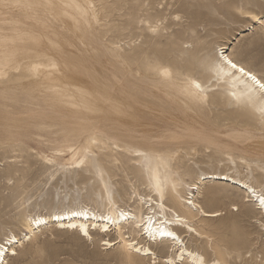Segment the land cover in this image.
<instances>
[{"label":"rangeland","instance_id":"rangeland-1","mask_svg":"<svg viewBox=\"0 0 264 264\" xmlns=\"http://www.w3.org/2000/svg\"><path fill=\"white\" fill-rule=\"evenodd\" d=\"M142 3L150 7L139 6ZM101 4L105 17L101 25L96 23L94 28H83L87 40L91 41L92 59H88V52L81 49L75 38L69 34L58 35L65 28L52 12H25L22 8L0 7V36L16 39L19 42V56H25L27 52L35 55L40 50L55 51L58 45L48 41L44 34L55 41L53 33H56L58 42L66 45H61V48L68 55L78 63L87 62L96 67L99 66L98 61H105L111 54L110 49L105 47L109 45L108 42L118 43L116 50L121 53L135 48L132 53L137 52L136 57L142 65L145 63L142 60L144 54L155 58L168 51L176 39L191 44L189 49L202 47L203 52L212 53L219 51L223 44L227 47V53L248 67L258 69L264 65V21L260 19L261 23L255 22L251 15L261 17L260 0H101ZM245 12L248 14L244 15ZM142 14L160 22L155 36L142 30ZM177 16L180 17L179 21L176 20ZM72 45L77 48L73 49ZM16 63L17 60L9 66H0V71L12 72L11 79H16L13 76L16 75ZM77 73L81 75L79 71ZM84 73L91 80V73L86 68ZM135 80L129 77L131 87L138 86L139 90L145 88V84H136ZM151 87L147 83V91ZM58 93L50 88H33L18 80L0 82V237L6 231L20 236L26 233L28 230L23 224V217L28 214L48 213L75 204L96 205L97 209L103 210L104 207L95 202L94 195L104 192V185L94 176L92 168L85 170L84 166L75 167L72 174H63L64 169L76 166L83 159L88 140L84 132L93 134L89 128L81 133L75 130L73 118L89 119L94 116L97 119L100 114H107L103 119L112 125L109 130L111 136L119 142L140 145L155 156L158 154L151 149L163 148L167 154L173 148L169 134L180 131L174 130L170 119L148 114V107L141 106L139 102L123 98L119 103L122 108L107 107L104 114L88 115L89 111L84 106L64 103L58 98ZM154 94L148 92V98ZM161 98V104L177 113L181 119L186 117V112L196 115L197 121L191 123L197 135L215 143L209 147L194 144L186 151L179 149L184 158L180 163L182 184L178 186L179 191L194 193L193 198L206 211L219 213L216 217H193L191 224L201 235L186 232L181 236L188 246L197 248L206 258L219 257L225 263L230 259L238 261V254L244 248L262 246L260 233L264 231L261 225L264 224L261 220L264 214L255 209L254 202L246 198L238 185L218 180L202 184L198 177L203 173L218 172L248 182L253 173L259 172L255 170L256 165L264 166V151L257 146L263 139V132L240 121L235 113H231V108L222 103L188 104L179 109L170 105L165 95ZM120 108L125 115L121 114L123 111ZM70 146L74 149L71 152L68 151ZM92 148L117 205L132 206V200L138 197V193L145 197L154 196L139 159L100 144ZM36 152L46 155L54 163H45ZM228 157L234 161H229ZM242 159L245 163L240 165ZM249 167L251 172L246 171ZM191 183L198 184L199 188H192ZM177 207L181 209L179 204ZM37 234L36 239L24 240L16 247V255L9 256L6 264H24L34 259L41 261V264H116L120 259L117 244L108 249L101 242L105 238L113 241V231L108 235L91 231L89 238L80 237L75 230H62L50 224ZM167 252L174 255L171 248ZM234 253L237 254L235 257ZM156 254L165 256L163 250H158ZM256 254L259 256V252ZM243 255L247 257V252H243ZM144 264H152V260L148 258ZM159 264L165 263L159 261Z\"/></svg>","mask_w":264,"mask_h":264},{"label":"bare ground","instance_id":"bare-ground-1","mask_svg":"<svg viewBox=\"0 0 264 264\" xmlns=\"http://www.w3.org/2000/svg\"><path fill=\"white\" fill-rule=\"evenodd\" d=\"M59 4L60 6L52 13L56 15L57 21L59 22V24H61L63 28H65V30H63V32H61L60 30V34L58 35L62 37L67 36V34H69L70 37L75 38L79 46H81V49H84L88 52V59H92L94 56L90 54L93 51L90 48L91 41L87 40V35L84 32L83 28L84 26L87 28H94V25L96 23L101 25L102 20L105 19V17L103 16L104 12L101 0H59ZM22 10L25 12L28 11V9L25 8H22ZM251 15L257 17V19H255V22L259 21L261 23L259 15ZM145 23H147V21ZM53 34L56 37L55 41L46 34H44V36L51 43L57 44L59 48H57L55 51L49 49L40 50L35 55H30V53L27 52L28 55L19 56V58L17 59L16 67L14 69L16 75H13L16 79L10 80H18L22 83H28L29 85H32L33 88L39 87L53 89L54 92H59L58 94L60 95V97L58 98H60L62 102L68 103L71 106L82 105L85 109H88V115L94 113L104 114L107 110V107H110L111 109L116 106L118 108V106L121 105L119 104L121 103L120 99L123 98H125L126 101L132 100L134 102H139L141 106L143 105L145 107H148V114L170 119L171 123L175 127L174 130H180L179 132H172L169 134V142H171L173 146L172 150L170 151L173 154H179V165L182 160H184L183 156L181 155L182 151H179L180 148L186 151V149L191 148L194 144H202L206 147H209L212 144L215 145L213 141L210 142L205 139L204 136L199 134L197 135V133L195 132L196 130L194 129V126L191 121H197L196 115L192 114L191 112H186L188 111L186 110V117L184 119H181L179 115H177V113L175 114L173 113V111H169L166 107L163 106V104H161V100H163V98H161L162 95H165L167 98H169L167 99V101L170 105H175L179 109H183L184 105L185 107H187L186 105L188 104H197L192 99V96L189 95V92H196L197 90L192 86L191 78L188 76V74L186 72L180 71V69L188 63L191 57L199 54L208 55L212 53L211 51L203 52L204 49H202V47H198L195 50L185 48L184 45L187 44V42L181 41L180 39H176L173 41V46H171L168 51L159 54V56L155 58L149 54H142V60H144L145 63L141 65L136 57L137 52L132 53L134 52L135 48L130 47V50L121 53L116 50V48L118 47V43L108 42L109 45L105 47L107 49H110L111 54L108 55L109 57H107L105 61L102 60L101 63L98 61L99 66L96 67L87 62L78 63L72 56L68 55L65 52V49L61 48V45L65 44L63 42V44L61 42H58L57 34ZM156 34L157 33H150L151 36H155ZM72 47L73 49L77 48V46L75 45H72ZM226 49L227 47L222 44L219 47V51L214 53L217 56L226 55L234 61H237L241 66L250 68L242 62L236 60L229 53H227ZM59 54H62L63 56ZM74 54L76 53L74 52ZM149 66H151L155 70L150 71ZM85 68L91 73V80H89L83 75L85 74ZM77 71H79L81 75L78 74ZM227 71L228 69L227 67H225L224 72ZM165 72L171 73V75H163L162 73ZM0 73L8 74L9 76L12 74V72L8 71H0ZM238 75L239 74H237V76ZM129 77L132 79L136 78V84H145V88L139 90L137 88V85V87H131L132 84L130 83L132 82H129ZM148 80L149 82H147ZM147 83L152 86L151 89H148V91ZM216 87L217 85L214 84L213 88ZM148 92H154L155 96L152 95L154 98L152 96H149L150 98H148ZM247 93L248 89L243 80L225 77L221 75L219 80V90L216 91L210 97L208 103L213 104L219 102L224 104L225 106H229L231 108V113H235L236 117L240 121L247 125L253 126L258 130H261L263 132V139L257 143V146L261 151H264V124H261L260 122V109L264 108V102L256 101L253 106L249 109H244L238 106L236 98L239 97L241 99H246ZM201 95H204V93H201ZM125 99L123 100L124 103ZM154 99H157L159 101H156ZM182 99L184 100L183 104L181 103V101H183ZM129 106L133 108L132 104L130 103ZM110 109L108 108V110ZM116 111L117 110H115V112ZM122 111L123 110H121V112ZM108 112L109 111H107V113ZM124 112L125 111H123V113L121 114H124ZM139 112L142 113V111ZM127 114L129 115L128 112ZM131 114L132 113H130V115ZM105 116H107V114H104L102 116L100 114L99 116H97V119H95L94 116L89 119H84L81 117L73 118V123L75 124L73 126L75 127V130H80V133L86 128L91 129L93 131V135H96L98 137L99 144L102 145V147L107 146L112 151L125 152L139 159L143 163L141 167V169L143 170V174L147 179H149L152 191L154 192L153 195L156 197L157 203L155 204V206L159 208V197L154 191L153 182L154 179L157 177H159L160 179L166 178V161L157 159V156L151 154L148 151H145V148L140 145L119 142L117 138L109 134V130L112 128V125H110L103 119ZM252 145L254 147V144ZM93 146L97 145H91L89 140H87L85 148H88V151L85 152L84 148L83 159L81 160L83 161V163L79 161L76 163V166H71L64 169L63 174H72V172H74L75 167L82 168L84 166L85 170H87V168H92L91 170L94 176L99 178L104 185V192H98L94 195L95 202L103 206V210L97 209L96 205L91 207L88 204H75L74 206H69L67 208L62 209H55L48 213H34L25 215V217H23V224L26 226L28 231L21 236L13 231H9L10 234L16 236L15 250L16 247L20 246L24 242V240L36 239L38 235L37 233H42V230L46 229L47 226H50V224H53L55 228H59L62 230H75L80 237L85 236L81 231L82 226L87 228L89 235L86 237L89 238H91V231L95 232V234L105 233V235H108V232L113 231V233L115 234L114 240L112 241L109 240V238H103L104 240L101 241L103 242L102 245H104V241L107 240L109 241V243L112 244V246L119 244L120 248H122L125 243L128 242V237L134 235V233L130 230L127 232L125 231V229L129 227L126 222L119 221L120 209H128V207H130L131 205L116 204L114 195L108 187V180L106 179V174L101 168L98 160L94 157V151L92 148ZM69 148L73 149V146H70ZM36 155L41 157L43 161L47 164H50L48 163V161L52 160L46 155H43L39 152H36ZM228 159L229 161H234V159L231 157H228ZM261 167L262 166L256 165L255 170L257 169L259 171ZM198 179V181H200L202 184H205L206 182L213 183L214 180L225 182L226 184H236L238 185V187L242 188L244 195L246 196L245 191L243 189V184L247 182L237 179L227 173L207 172L201 174V177L199 176ZM129 198L132 197L129 196ZM142 200L145 201L143 205L141 204ZM193 200L197 204L196 209H191L187 206H183L180 209L181 215L188 221V227H193V231L189 232L188 227H185L184 225H173V230L177 232V235L183 243L169 247L171 248V251L174 252L173 256L172 254L158 256L155 253V258L158 260V262L160 261L165 264H168V261H172L173 264H181V261L182 264H203L205 260H207V264H214V261L218 262V264H227L223 262L219 257L206 258V256L200 250L188 246L184 242V239L181 236L182 233L187 232L190 235L199 233V235H201V233L197 231L194 225L191 224V220L193 217L199 215L204 218L216 217L210 214L207 216L202 215L200 211L201 209L208 213H211L213 211H206L200 204L195 201L194 198ZM169 202L175 204L176 206H178V204L181 206L178 194L170 193ZM132 203L133 205L128 210L134 211L136 213V218L138 222L142 208L148 207L146 197L138 193V197L136 199H133ZM155 206L153 205L154 208ZM254 206L260 214H264V209H260L258 207V202H254ZM110 208L115 209V211H110ZM84 209H87L89 211V219L87 220L83 216L71 215L72 211H82ZM214 212L218 213V211ZM101 213H103L104 215L112 216L113 219L119 222L116 224L108 225V231L105 232L102 230L105 227V222L99 219ZM144 214L145 216L148 215L147 212H145ZM92 215H95L97 219L92 220ZM56 216H60L63 218L54 219L53 217ZM36 218L41 219L43 223H41L40 225H30L29 221ZM121 224H123V227H121ZM262 224L263 223H261V225ZM72 225H75V227H72ZM180 227H182L183 229H180ZM136 239L139 240L140 237L137 236ZM144 239L145 241H147V237H145ZM144 246L149 247V243L145 242ZM181 249H183V252L180 251ZM11 255L12 249L9 248V250L5 252L3 256H0V264H6L7 258ZM148 258L152 260L153 257L148 256L147 259Z\"/></svg>","mask_w":264,"mask_h":264},{"label":"snow or ice","instance_id":"snow-or-ice-1","mask_svg":"<svg viewBox=\"0 0 264 264\" xmlns=\"http://www.w3.org/2000/svg\"><path fill=\"white\" fill-rule=\"evenodd\" d=\"M60 6L59 0H0V7L6 8H25L30 11H35L40 13L41 11L45 13L53 12ZM130 6V5H127ZM144 8L150 7L146 3L139 5ZM260 6L262 8L260 19L264 21V0H260ZM247 15L248 13H243ZM252 19H257L256 16H252ZM176 20H180L177 16ZM142 30L147 33H156L159 30L160 22L155 21L150 16L142 14L140 17ZM147 21V23H145ZM185 48L191 47L190 45H184ZM19 42L8 36H0V66H9L13 64L19 58ZM227 67L228 71L224 72V68ZM149 70H155L149 66ZM182 72H186L191 78L192 86L197 90L196 92H189L192 99L197 104H207L210 97L219 90V80L221 75L225 77H230L234 79H241L244 81L248 93L246 99L236 98L238 106L249 109L253 106L256 101L264 102V65L257 68H246L241 66L237 61L229 58L226 55L217 56L215 53H210L208 55H195L191 57L188 63L180 69ZM163 75L170 76L171 73L165 72ZM237 74H239L237 76ZM11 77L8 74L0 73V82H6L10 80ZM217 85L213 88V85ZM204 93V95H201ZM260 122L264 124V108L260 109ZM91 145H99V139L96 135L90 134L89 132H84ZM68 151H73L69 148ZM88 148H85V152ZM148 151V149H145ZM151 151L157 155V159L166 161V178L160 179L159 177L154 179L153 188L156 195L159 197V208L153 207L157 203L156 197L149 195L146 197L148 204L147 208H142L139 216V221L137 222L136 213L128 209L121 208L119 211V221L126 222L128 228L125 231H132L133 236L128 237V242L120 248V259L116 261V264H144V261L148 256H152V264H159L158 260L155 258V253L158 250H163L164 254L167 255V250L170 246H175L177 244H182L177 232L173 230V225H184L188 227V221L181 215L180 207L169 202V193L178 194L181 202V207L187 206L191 209H196L197 204L193 200L194 193L189 192L184 194L179 191V185L182 184L179 165V154H173L169 151L165 154L163 148L153 147ZM48 163H54V161L49 160ZM83 163V161H81ZM240 165L245 163V160L239 161ZM176 170V171H173ZM246 171L251 172L252 169L249 167ZM170 184V187H169ZM192 188H197L198 184L191 183ZM243 189L246 194V198L253 202H258V207L264 209V166H262L258 173H253L249 181L243 184ZM144 200L141 201L143 205ZM110 211H115L111 209ZM201 214L204 216L212 215L219 216L217 212H205L200 210ZM145 212L148 213L145 216ZM72 216H83L86 220L89 219V211L84 209L82 211H72ZM54 219H62L63 217L56 216ZM92 220H96L95 215L91 216ZM99 219L105 222V227L103 231H108V225L116 224L119 221L113 219L112 216L104 215L101 213ZM264 221V216L261 217ZM43 223L41 219H32L29 224L40 225ZM94 226V225H93ZM75 227V225H72ZM123 227V224H121ZM264 227V224H262ZM81 231L85 236H88V230L86 227H81ZM188 231L192 232L193 227H188ZM199 235V233H197ZM139 236L140 239L137 240L136 237ZM147 237V241H145ZM262 246L259 248H244L238 255V261L236 259H230L227 264H264V231L260 233ZM149 243V247H145L144 243ZM16 236L5 232L3 237H0V256H3L5 252L12 249V255H16L15 250ZM104 245L106 248L111 249L112 244L105 240ZM154 246V247H153ZM117 247H120L117 244ZM183 252V249L180 250ZM223 251V249H221ZM243 252H247V257L243 255ZM259 252V256H257ZM174 254V253H173ZM237 254L234 253L235 257ZM24 264H41V261L34 259L32 261H26ZM168 264H173L172 261H168ZM182 264V261H181ZM207 264V260L203 262ZM214 264L218 262L214 261Z\"/></svg>","mask_w":264,"mask_h":264}]
</instances>
